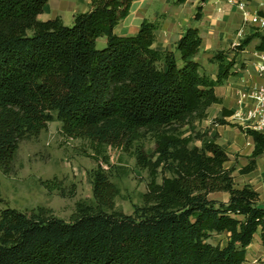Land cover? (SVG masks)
Returning a JSON list of instances; mask_svg holds the SVG:
<instances>
[{
    "label": "trees",
    "instance_id": "1",
    "mask_svg": "<svg viewBox=\"0 0 264 264\" xmlns=\"http://www.w3.org/2000/svg\"><path fill=\"white\" fill-rule=\"evenodd\" d=\"M133 1L92 0L67 27L59 18L38 20L48 0H0V171L12 170L20 141L54 121L65 138L88 142L94 153L93 204H78L69 221L43 207L0 212V264H244L255 235L264 241V201L251 185L236 186L218 135L197 127L222 104L216 87L238 75L237 64L245 68L239 56L257 35L214 52L213 79L196 61L198 29H186L174 51L152 47L164 15L144 20L135 36L115 35ZM202 16L198 6L194 18ZM230 116L223 109L213 124L252 140L240 171L249 174L264 155V135L227 122ZM103 147L130 154L149 174L143 204L131 215L116 210L119 188L103 167L108 159L100 160ZM42 185L58 189L53 181ZM221 193L227 201L210 197ZM213 234H226V243H209Z\"/></svg>",
    "mask_w": 264,
    "mask_h": 264
},
{
    "label": "crops",
    "instance_id": "2",
    "mask_svg": "<svg viewBox=\"0 0 264 264\" xmlns=\"http://www.w3.org/2000/svg\"><path fill=\"white\" fill-rule=\"evenodd\" d=\"M91 1L48 0L43 13L38 16V20L46 22L59 18L65 26L70 27L76 14L89 11ZM175 1L134 0L129 15L115 27V35L119 37L135 36L144 20L156 22L161 20V16L164 15L165 18L160 28L155 32L156 40L152 47L158 51H174L177 41L186 29H198L202 44L196 61L201 66V72L213 79L218 72L217 65L209 62L213 53L231 49L233 45L239 44L244 38L257 35L252 38L239 56V60L245 65V68L241 69L240 64H237L235 71L238 75L230 78L223 86L216 87L215 93L222 99V104L213 105L208 109L207 122H211V119H221L223 109L231 111L233 115L238 91L247 83L259 82L255 64L259 54L264 55V50H258L262 43L261 37H264V27L254 25L250 20L256 15L264 18V0H247L244 10L228 4L227 0H205L203 3H201L202 0H185L183 3L174 4ZM198 6L202 7L203 16L201 20L196 21L194 16ZM99 40L105 42L103 38ZM232 56L233 54L229 55L230 58ZM225 120L233 123L232 116ZM207 130L211 131V135H219L217 143L227 152L229 159L232 155L238 154V161H234L233 165L228 168H235V172L247 166L253 151V143L250 138L228 126L215 124L212 127L209 126ZM230 162L229 160L226 164ZM256 164L255 171L239 175V180L234 176L235 182L238 181L240 184L239 187L245 184L253 187V180L260 170L259 161ZM221 194L226 196L224 201H227L228 195ZM221 194H214V196ZM244 264H264V241H262L260 233L255 235L252 243L248 246Z\"/></svg>",
    "mask_w": 264,
    "mask_h": 264
},
{
    "label": "rangeland",
    "instance_id": "3",
    "mask_svg": "<svg viewBox=\"0 0 264 264\" xmlns=\"http://www.w3.org/2000/svg\"><path fill=\"white\" fill-rule=\"evenodd\" d=\"M96 47L99 50L103 49L104 40L97 41ZM213 121L214 119H211V122H207L206 119L197 123V127L211 135V131L207 129L215 125ZM232 122L231 124L238 125L233 120ZM228 127L240 131L236 127L229 125ZM144 144L147 153H151L152 141L147 139ZM196 145L200 146V142ZM101 150L100 160L103 162L102 159L107 158L109 162L108 165L103 163V167L108 171L111 181L119 188V195L115 199L116 210L131 215L135 205L143 204L142 196L147 190L149 174L136 167L135 159L130 154L110 147H103ZM93 154V149L88 142L65 138L61 133V123L58 121L49 123L47 129L37 136L23 139L19 143L12 170L7 174L0 171L2 201L0 212L7 207L20 212H30L43 207L50 210L57 218L69 221L77 211L78 204L83 203L88 206L93 204L91 183L88 178V171L94 168ZM237 157L238 154L232 155L229 159L231 162L225 167L228 168L234 161H238ZM257 161H259L260 170L253 180V187L264 201V155ZM228 169L235 170L233 167ZM240 171L233 172L237 180L241 175ZM52 181L58 189L49 192L42 182ZM157 181L161 182V176ZM235 183L237 187L240 186L238 181ZM210 197L223 201L226 199V196L222 194ZM208 242L213 245H224L226 234H213Z\"/></svg>",
    "mask_w": 264,
    "mask_h": 264
},
{
    "label": "built area",
    "instance_id": "4",
    "mask_svg": "<svg viewBox=\"0 0 264 264\" xmlns=\"http://www.w3.org/2000/svg\"><path fill=\"white\" fill-rule=\"evenodd\" d=\"M227 3L244 10L247 0H227ZM250 22L264 27V18L254 16ZM235 44L232 48L238 46ZM258 83H247L238 91L232 120L239 126L264 135V55L259 54L255 64Z\"/></svg>",
    "mask_w": 264,
    "mask_h": 264
}]
</instances>
